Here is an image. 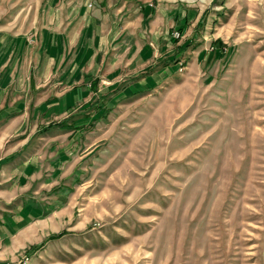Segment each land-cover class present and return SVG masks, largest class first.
Masks as SVG:
<instances>
[{"label":"rangeland","instance_id":"rangeland-1","mask_svg":"<svg viewBox=\"0 0 264 264\" xmlns=\"http://www.w3.org/2000/svg\"><path fill=\"white\" fill-rule=\"evenodd\" d=\"M0 32L34 47L0 263L264 264V0H0Z\"/></svg>","mask_w":264,"mask_h":264},{"label":"crops","instance_id":"crops-1","mask_svg":"<svg viewBox=\"0 0 264 264\" xmlns=\"http://www.w3.org/2000/svg\"><path fill=\"white\" fill-rule=\"evenodd\" d=\"M20 42L19 37L10 36L7 33L0 32V61H2L3 66L7 68L8 70H12V73L16 74L17 70L20 69L21 73L23 72V76L26 74L25 70H27L34 59L33 55L32 57L27 55L29 51L34 47L30 46V49L28 48V45L25 46V48L28 49V53H23L21 49V45H18ZM17 43V44H15ZM14 44V45H13ZM16 45V47H15ZM14 54L12 57L9 54ZM33 54V53H32ZM31 57V59H30ZM9 74V72H7ZM18 81V80H17ZM13 118V117H12ZM10 118V120L12 119ZM11 124V123H10ZM1 226H0V233H1ZM0 248V259L5 258L8 254Z\"/></svg>","mask_w":264,"mask_h":264},{"label":"built area","instance_id":"built-area-1","mask_svg":"<svg viewBox=\"0 0 264 264\" xmlns=\"http://www.w3.org/2000/svg\"><path fill=\"white\" fill-rule=\"evenodd\" d=\"M26 260H27V258H25V259L23 260L22 264L26 263ZM0 264H10V263H8V262H1Z\"/></svg>","mask_w":264,"mask_h":264}]
</instances>
